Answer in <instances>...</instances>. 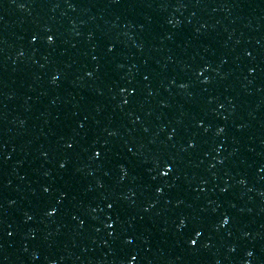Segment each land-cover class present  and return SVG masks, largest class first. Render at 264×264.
<instances>
[{
	"label": "water",
	"instance_id": "water-1",
	"mask_svg": "<svg viewBox=\"0 0 264 264\" xmlns=\"http://www.w3.org/2000/svg\"><path fill=\"white\" fill-rule=\"evenodd\" d=\"M0 248L264 262V0H0Z\"/></svg>",
	"mask_w": 264,
	"mask_h": 264
}]
</instances>
